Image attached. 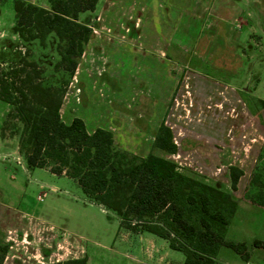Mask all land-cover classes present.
Returning a JSON list of instances; mask_svg holds the SVG:
<instances>
[{
	"label": "rangeland",
	"instance_id": "obj_1",
	"mask_svg": "<svg viewBox=\"0 0 264 264\" xmlns=\"http://www.w3.org/2000/svg\"><path fill=\"white\" fill-rule=\"evenodd\" d=\"M216 1L217 8L223 4L226 7V1L231 8V27L237 32L234 39L228 36L225 39L222 15L214 18L211 26L204 25L198 31L200 43L195 53L171 47L168 52L173 64L167 62L162 66V59H159V63L147 67L145 63H131L132 55L127 51L132 46L138 48L139 60L144 50L151 57L159 58L162 42L153 38L150 44L145 42L144 45L142 40L146 41L147 33L134 29L129 20L131 8L120 7L123 6L120 0L115 3L100 0L97 9L82 15V21L93 28L95 37L86 48L84 46L74 80L73 75L55 69L59 55L54 33L48 34L43 45L38 40L29 43L11 37L14 13L12 4L6 2L0 7V31L6 33L0 39V62L6 67L17 63L21 57L34 60L43 68L46 85L58 87L68 79L63 95V98L67 95L61 112L63 118L71 97L74 101L79 97L76 110L84 114L88 123H92L93 113L99 112L102 125H120L122 136L116 137V148L145 153L151 138L145 135L147 138L142 142L132 140L127 137L125 127L129 125L135 127V131L148 134L151 132L148 131L149 123L154 126L164 121L171 127L178 145L176 154L164 156L176 163L178 171L228 189L229 166L242 169L239 188L229 190L240 207L228 225H231L228 237L245 241L249 251H255L253 260L257 256L258 264H264V249L255 248L262 246L259 240L264 241V207L250 200L255 193L250 182L252 174L264 177V101L260 100H264V17L258 11L255 15L251 13L255 0ZM240 20L245 21L244 24H240ZM175 28L179 30L167 32L166 37L183 34L180 25ZM229 51L237 54L238 63L229 66L226 62V68L219 67L216 59ZM4 128L7 145L11 148L3 150L9 151L18 144L21 124L9 116ZM53 186L57 188L53 190ZM39 195L42 200L38 199ZM84 198L76 182L52 178L40 168L29 169L23 156L20 163L17 154L4 160L0 157V201L36 214L65 235L98 239L122 254L139 256L138 239L132 238L130 244L120 242L113 234L117 228L115 221L102 214L97 206L84 205ZM70 204L81 208L74 211L75 207ZM223 251L222 255L229 261L234 259L230 248ZM101 252L110 253L108 249H101ZM170 252L183 258L181 252Z\"/></svg>",
	"mask_w": 264,
	"mask_h": 264
},
{
	"label": "trees",
	"instance_id": "obj_2",
	"mask_svg": "<svg viewBox=\"0 0 264 264\" xmlns=\"http://www.w3.org/2000/svg\"><path fill=\"white\" fill-rule=\"evenodd\" d=\"M2 0H0L1 2ZM14 12L12 30L23 41L39 40L54 33L59 61L55 69L72 76L92 27L78 20L93 11L98 0H47L44 7L26 0H10ZM68 79L58 87L44 83L43 68L21 57L4 67L0 62V101L9 106L7 117L20 122L18 152L28 168H48L76 181L84 195L114 213L119 227L133 233H150L183 254L182 264H215L221 246L246 258L244 243L226 240V231L238 209L229 192L180 173L161 153H175L177 145L164 121L153 134L149 152L138 156L116 148L111 131L96 128L89 133L84 121L74 117L66 124L60 107ZM230 186L237 189L242 169L228 168ZM252 203L264 207V177L253 173ZM8 245L0 242V264ZM55 264H86V258Z\"/></svg>",
	"mask_w": 264,
	"mask_h": 264
},
{
	"label": "crops",
	"instance_id": "obj_3",
	"mask_svg": "<svg viewBox=\"0 0 264 264\" xmlns=\"http://www.w3.org/2000/svg\"><path fill=\"white\" fill-rule=\"evenodd\" d=\"M26 1L44 7L48 6L47 0H26ZM99 1L100 0L97 1L95 9H97ZM111 1L112 3L116 2V0H111ZM6 2L11 3L10 0H2L0 2V7L3 6V4ZM216 2H217L216 0H120L119 3H122L121 5H123L120 7L131 8L132 17H129V20L133 22L134 29L140 32L147 33V35H145L146 41L142 40L143 44L145 45V42L146 44H150V41L153 38H156L157 41H159L160 43L162 42L163 44L159 58H156V56L151 57L150 53L144 50L141 60H139L138 58V52H137L138 48L133 46L130 47L127 52L128 55H132V57L130 58L131 63L140 64L139 62H141V64L144 63L147 64L148 67L156 63H159V59H162L161 60L162 66L164 64H167V62L173 64L172 57L169 56V52H168L169 49H171V47L183 51L192 50L191 52L195 53L196 47H199L198 42L200 43L198 31H200V29L204 25L211 26L214 23L213 19L214 18L217 19L222 15H223L222 19L225 21L223 24V28L225 29L224 30L225 39L226 36H228V38H232L233 36H236L237 32L231 27L232 25L230 19L231 8L229 7V4L226 1V7L223 4L221 8H217ZM254 7H255L254 11L251 13L255 15V13L258 11V13L264 17V0H255ZM86 12H88L89 14V12L92 11L82 12L78 16V20L84 24L86 23L82 21V15ZM240 21H241L240 24H244L245 22L243 20ZM176 25L181 26L180 31L183 34L180 37H175L174 34H172V36L170 37H166L167 32L172 33L179 30L175 28ZM5 36L6 33L4 31H0V39ZM47 36H46V40H47ZM11 37L15 40L18 39V35L15 34L14 32H12ZM94 37H95V31L92 28V35L88 40V42L86 43L85 48L87 47L89 42L93 40ZM165 38H169V39L168 42L164 44L163 41L165 40ZM31 42L33 41H30L29 43ZM57 43H58V39H57ZM85 48L83 54L85 52ZM80 60L78 61L76 70L72 76L73 80L77 77ZM238 61H239V57H237V54L229 51L227 53L225 52L224 54L220 55V58L216 59L215 63L218 64L219 67L220 66L223 67L224 65V68H226V62L230 64L229 66H231L238 63ZM194 74H196L199 78H203L209 81L207 78L202 77L195 72ZM111 78H110L111 80H114L113 77ZM114 78L116 80L117 79L119 80L118 77H114ZM103 81L106 82L105 79ZM79 92L80 89H78V93ZM66 97L67 95L64 96L60 107L61 119L66 124L70 123L74 117H80L84 121L86 130L89 133L94 131L96 128H103L109 130L113 134L114 144L116 141V137L120 138L122 136L121 130L119 132L120 125L112 126L110 124L102 125L101 123H99L100 116H102L100 115L99 112H94L93 113L94 118L92 123H88L84 118V114H82L80 111L77 112L76 110L77 105H79L80 103L79 97L76 98V101H74L71 97V100H69V104L66 106L67 115L65 118H63L61 112L64 107L65 104L64 99ZM260 100L264 101L263 99ZM8 110L9 109L7 107V104L0 101V133H1L2 123L4 120V114ZM110 113L112 114V112ZM160 123L154 126H151V123H149L148 131L150 130L151 132H149L148 134L147 132H142L138 130H136L137 131L136 132L135 127H130L129 125L125 127L127 130L126 132L127 137H130L132 140L136 139L142 142L143 139H146L147 137L151 138L149 149L145 153H139L135 150H129V151L138 156L144 157L150 150L152 141L154 139L153 134L157 130ZM173 140L177 145L174 136H173ZM7 142L8 140L6 139V135L4 137H1L0 135V157L4 160L6 158L8 159L9 156L12 154H17V162L20 163L22 156L18 152L16 141H15L16 145L14 146V148H12V150L10 149L9 151H4L3 149L9 147L7 145L8 144ZM177 152H178V145H177V151L175 153H161V154L163 156L164 154L174 155ZM40 169H42L45 172H49L52 178L56 177L62 180H66L67 182L70 181L76 182L74 181V179L67 177L65 174L55 175L51 173L48 170V168H40ZM179 172L187 176H190L196 180L204 182L203 180L197 179L196 177L188 173H184L181 171ZM212 186L231 193L229 191L231 189V186H229L228 189L220 188V186L217 185H212ZM55 188L57 187L53 186V190H55ZM238 188H239V181L237 184V189ZM83 204L89 206H97V208L100 210L102 214H106L107 216H109V218L115 221L117 228L115 232L113 231V234L115 235L114 236L115 238L117 237L119 238L120 242L122 241L130 244L132 238H137L138 242L140 243V246L138 250L137 248H135V250L138 251L139 256H134L127 253L122 254L121 252H119L117 248L114 247L108 248L98 239L90 240V238L83 235L82 236L80 235L79 237H71L69 235H65L64 233L56 229V227H54L53 225L45 223L36 214L28 213L26 211H21L19 209L14 208L12 205H10L9 202L1 200L0 201V242L8 245V252L5 256L3 264H55V263L64 262L68 259L81 258V257L86 258V264H182L184 256L183 258L181 256L177 257L176 255H174V253L170 252V250L172 251H176V250L171 249L168 246V242L165 239L146 232L133 233L123 228H120L118 218L114 213L110 212L109 210H106L102 205L89 200L87 197L84 198ZM71 205L73 208L75 207L74 211L81 208L79 206L76 207V205L74 204H70V206ZM239 207L240 205L238 204V208ZM84 210L85 209L83 207L82 211ZM229 227L226 232V236H227L226 240L235 243H244L246 246V250H245L246 258L245 259L242 258L240 254L236 253L233 249L230 248L232 250L231 252H233L234 254V259H232V261H229L227 256L222 255V253L224 252L223 251L224 248L227 249L229 247L221 246L218 251L215 264H258V261L256 260L257 256H254V260H253V254L255 252L254 249H251L249 251V247L245 241L235 240V238L228 237ZM259 241L261 242L262 246L260 245L257 247L255 246L253 247L257 249H264V241L261 240ZM101 249L102 250L108 249L110 253L108 255H105L101 252Z\"/></svg>",
	"mask_w": 264,
	"mask_h": 264
},
{
	"label": "built area",
	"instance_id": "obj_4",
	"mask_svg": "<svg viewBox=\"0 0 264 264\" xmlns=\"http://www.w3.org/2000/svg\"><path fill=\"white\" fill-rule=\"evenodd\" d=\"M42 198H43L42 195L38 196V199H39V200H42Z\"/></svg>",
	"mask_w": 264,
	"mask_h": 264
}]
</instances>
